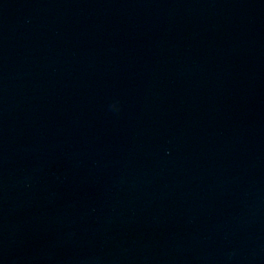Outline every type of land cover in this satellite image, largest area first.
I'll use <instances>...</instances> for the list:
<instances>
[{
	"label": "water",
	"instance_id": "water-1",
	"mask_svg": "<svg viewBox=\"0 0 264 264\" xmlns=\"http://www.w3.org/2000/svg\"><path fill=\"white\" fill-rule=\"evenodd\" d=\"M0 264H264V0H0Z\"/></svg>",
	"mask_w": 264,
	"mask_h": 264
}]
</instances>
